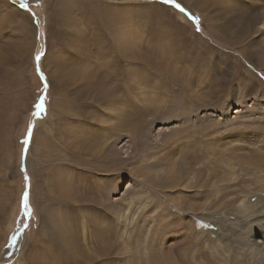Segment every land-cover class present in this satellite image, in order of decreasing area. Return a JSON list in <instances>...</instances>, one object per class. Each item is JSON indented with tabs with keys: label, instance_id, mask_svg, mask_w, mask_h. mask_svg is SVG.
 <instances>
[{
	"label": "rangeland",
	"instance_id": "1",
	"mask_svg": "<svg viewBox=\"0 0 264 264\" xmlns=\"http://www.w3.org/2000/svg\"><path fill=\"white\" fill-rule=\"evenodd\" d=\"M25 2L0 0V264H264V0Z\"/></svg>",
	"mask_w": 264,
	"mask_h": 264
},
{
	"label": "bare ground",
	"instance_id": "2",
	"mask_svg": "<svg viewBox=\"0 0 264 264\" xmlns=\"http://www.w3.org/2000/svg\"><path fill=\"white\" fill-rule=\"evenodd\" d=\"M192 7V6H191ZM201 15V14H200ZM205 16V15H204ZM57 22V21H56ZM262 39V44H264V35L263 36H261L260 37V40ZM113 46V45H112ZM121 46V45H120ZM130 49H131V51H130ZM116 50H117V53L118 54H120V56L121 57H124L125 59L127 58V60L129 61L130 60V58H133L134 56H136V55H142V54H146V52H140L139 50H135L134 48H132V47H128V46H123L122 45V48H120L119 49V45H114V54H113V56L112 57H114V55L116 56L117 55V53H116ZM153 52H155V50L153 49L152 50V53ZM126 56V57H125ZM111 59V58H110ZM115 62H117V61H113V64L115 65ZM60 63H62V62H60ZM256 64V63H255ZM118 67V66H117ZM60 68H61V71L63 72V74H64V71H65V68H66V63L64 62V63H62L61 65H60ZM166 69L168 70L169 68L168 67H166ZM110 70V69H109ZM113 70V69H112ZM114 71H115V69H114ZM117 71V70H116ZM171 71H173L175 74H176V76H177V73H178V68L176 67V68H174V69H172ZM111 72V71H110ZM162 73H163V71H161ZM125 73V72H124ZM135 75H138V74H141L140 72H133ZM67 76H68V78L70 79V77L72 76V74H73V69L72 70H70V71H68L67 73ZM127 74V73H126ZM89 75V71H88V69H87V67L86 66H78V67H76L75 68V71H74V76H75V79H78V80H80V81H82L83 83H85V82H87L89 79H88V76ZM120 75V74H119ZM129 76V75H128ZM141 76V75H140ZM51 77V76H50ZM123 78V77H122ZM128 77H127V75H125L124 76V80L125 79H127ZM177 78L178 77H176L175 78V80H177ZM123 80V79H122ZM128 80V79H127ZM126 81V80H125ZM129 82V81H128ZM120 83V82H119ZM126 83V82H125ZM122 84V83H121ZM124 84V83H123ZM60 86H62L63 84H59ZM94 88V87H93ZM52 89V88H51ZM122 90H123V88H122ZM52 93V92H51ZM131 93V92H130ZM124 95V94H123ZM130 95V94H129ZM66 96V92H64L63 94H62V96H61V99L59 100L60 102H62V104H63V108L65 107V104H66V102H67V97H65ZM107 96H109V100L106 102L107 104H109V103H111V104H113V103H115L114 101L115 100H112V98H111V96L108 94ZM110 98H111V100H110ZM115 98H117V97H115ZM119 101V100H118ZM171 101V100H170ZM173 102V101H172ZM171 103V102H170ZM53 104V103H52ZM118 104H119V102H118ZM63 110V109H62ZM110 111V110H109ZM44 117H46L45 118V120H47L46 122H50V121H52L53 120V114L52 113H50V111H49V113L47 114V116H45L44 115ZM61 118L63 119V117L61 116ZM44 120V119H43ZM42 121V120H41ZM44 122V121H43ZM46 122H44V123H46ZM107 131V130H106ZM96 133H98V131L96 132ZM179 133V132H178ZM94 135V134H93ZM100 135V134H99ZM93 139H95V138H93ZM74 144V143H73ZM97 150V149H96ZM96 152V151H95ZM31 161V160H30ZM34 186V185H33ZM35 187V186H34ZM248 206H250V204H246V207H248ZM249 213V212H248ZM252 217V216H251ZM262 217V216H261ZM245 220V219H244ZM235 221V220H234ZM42 222H43V220H42ZM44 222H46V221H44ZM46 224V223H45ZM46 225H48V223L46 224ZM50 225V224H49ZM44 227H45V225H43ZM99 226V225H98ZM98 226H96V224L95 225H93L92 226V229H91V232L92 233H94L96 236H97V238H101V237H103V236H98V234H100V228H98ZM47 227V226H46ZM99 227H101V226H99ZM102 228V227H101ZM39 229V228H38ZM43 229V228H42ZM105 230H107V229H105ZM40 231V230H39ZM44 231V230H43ZM66 232L68 231V230H65ZM51 234V236H52V232H50ZM64 233V232H63ZM54 235V234H53ZM253 235V234H252ZM51 236H47L48 238H50ZM104 236H106V237H108V238H111V236H110V232H108V234H105ZM249 239V238H248ZM13 240H15L14 238H13ZM13 240L11 241V243L13 242ZM109 240V239H108ZM50 247H48L46 250H52V249H49ZM252 251V253L254 252V250H251ZM46 252V251H45ZM107 252H109V251H107ZM46 256H48V257H52V256H54V252H52V251H47V253H46ZM110 256H112V255H108L107 257L109 258ZM15 257V256H14ZM39 257V256H38ZM103 259V258H102ZM107 259V258H106ZM105 259V260H106ZM109 260V259H108ZM94 263H96V262H94Z\"/></svg>",
	"mask_w": 264,
	"mask_h": 264
},
{
	"label": "snow or ice",
	"instance_id": "3",
	"mask_svg": "<svg viewBox=\"0 0 264 264\" xmlns=\"http://www.w3.org/2000/svg\"><path fill=\"white\" fill-rule=\"evenodd\" d=\"M174 2V0H165V3H172ZM21 6L24 7V8H27L28 5L27 3L25 2V0H22V3H21ZM177 7H180L179 4L176 5ZM35 59L37 61L40 60V54H37ZM37 71L39 72L40 69L39 67H37ZM41 76L43 78V73H41ZM47 85L45 83V89H46ZM35 108L38 109L40 112H44L46 109H45V104H44V97L41 96L39 101L37 102V104L35 105ZM32 127L33 125H30L29 126V132L28 134L25 136V139L23 141V143L25 145H27L29 142H30V138H31V130H32ZM26 180H28V177H25ZM22 205L25 209H29L30 208V205H29V193L27 191V189L25 190L24 194H23V197H22ZM30 214V213H29Z\"/></svg>",
	"mask_w": 264,
	"mask_h": 264
}]
</instances>
